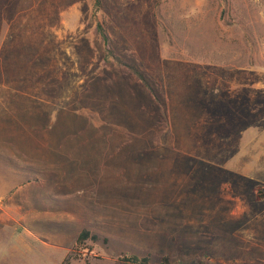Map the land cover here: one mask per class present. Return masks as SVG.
I'll use <instances>...</instances> for the list:
<instances>
[{"label":"rangeland","instance_id":"1","mask_svg":"<svg viewBox=\"0 0 264 264\" xmlns=\"http://www.w3.org/2000/svg\"><path fill=\"white\" fill-rule=\"evenodd\" d=\"M263 127L264 0H0V264H264Z\"/></svg>","mask_w":264,"mask_h":264},{"label":"crops","instance_id":"2","mask_svg":"<svg viewBox=\"0 0 264 264\" xmlns=\"http://www.w3.org/2000/svg\"><path fill=\"white\" fill-rule=\"evenodd\" d=\"M247 131L248 129L244 132L243 134L244 137L246 136ZM259 133L260 134L256 136L247 137L245 139L243 137V139H241L242 140L241 143L246 144V145H242L239 148L238 152L232 156L231 168L236 173L241 174L243 176H246L249 178H252L253 176L258 177L260 184L264 187V174L260 175L256 170L259 167H261L262 171H264V127ZM262 152L263 154H261ZM0 173L2 176H5L7 174V172L5 171L3 172L1 171ZM7 179L8 177L5 176L4 177L5 182L7 181ZM8 190L9 188L7 185L1 186L0 187V198L4 197L5 193Z\"/></svg>","mask_w":264,"mask_h":264},{"label":"trees","instance_id":"3","mask_svg":"<svg viewBox=\"0 0 264 264\" xmlns=\"http://www.w3.org/2000/svg\"><path fill=\"white\" fill-rule=\"evenodd\" d=\"M99 32H100L103 40L106 41L108 37L105 34V32L103 31V29L101 28V26H99ZM136 73H138V72H136ZM138 75L140 76V74H138ZM87 239L92 240V241H96L98 239V235L96 233H91L86 228H82L79 231V233H78V235H77V237L75 239V242H74L72 248H76V247L80 246ZM71 252H72V250L70 249V251L68 252V254L62 260V263L61 264H65V263H67L69 261ZM119 259L121 261H123V262H128V263H130V262L131 263L138 262V263H141V264H147L148 261H149V256L148 255H145V256L139 257L137 255H122V256H120ZM159 264H169V263L167 261V258L166 257H163Z\"/></svg>","mask_w":264,"mask_h":264}]
</instances>
